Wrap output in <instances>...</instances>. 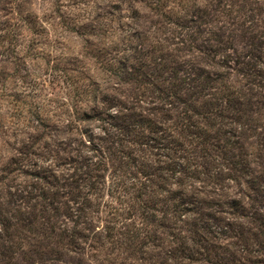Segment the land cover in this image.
Segmentation results:
<instances>
[{
    "label": "rangeland",
    "instance_id": "obj_1",
    "mask_svg": "<svg viewBox=\"0 0 264 264\" xmlns=\"http://www.w3.org/2000/svg\"><path fill=\"white\" fill-rule=\"evenodd\" d=\"M0 264H264V0H0Z\"/></svg>",
    "mask_w": 264,
    "mask_h": 264
},
{
    "label": "trees",
    "instance_id": "obj_2",
    "mask_svg": "<svg viewBox=\"0 0 264 264\" xmlns=\"http://www.w3.org/2000/svg\"><path fill=\"white\" fill-rule=\"evenodd\" d=\"M181 204L182 203H179V202H178L177 205H174L173 204L172 211H173L174 215L177 213L178 210H180V208H182V205Z\"/></svg>",
    "mask_w": 264,
    "mask_h": 264
}]
</instances>
